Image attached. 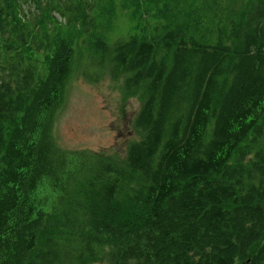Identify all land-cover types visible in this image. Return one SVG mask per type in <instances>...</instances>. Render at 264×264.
<instances>
[{
  "label": "trees",
  "instance_id": "1",
  "mask_svg": "<svg viewBox=\"0 0 264 264\" xmlns=\"http://www.w3.org/2000/svg\"><path fill=\"white\" fill-rule=\"evenodd\" d=\"M75 72L121 161L55 141ZM102 262L264 264V0H0V264Z\"/></svg>",
  "mask_w": 264,
  "mask_h": 264
},
{
  "label": "rangeland",
  "instance_id": "2",
  "mask_svg": "<svg viewBox=\"0 0 264 264\" xmlns=\"http://www.w3.org/2000/svg\"><path fill=\"white\" fill-rule=\"evenodd\" d=\"M119 88V82L107 77L88 83L80 72H75L56 118L57 144L64 149H86L121 161L127 143L134 138L131 121L140 101L137 97L123 99Z\"/></svg>",
  "mask_w": 264,
  "mask_h": 264
}]
</instances>
